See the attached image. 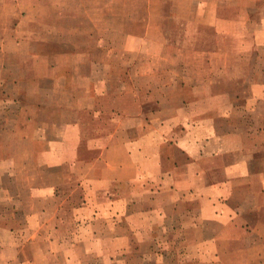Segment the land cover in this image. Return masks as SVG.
I'll return each instance as SVG.
<instances>
[{
    "label": "crops",
    "instance_id": "0c3cea01",
    "mask_svg": "<svg viewBox=\"0 0 264 264\" xmlns=\"http://www.w3.org/2000/svg\"><path fill=\"white\" fill-rule=\"evenodd\" d=\"M88 1L110 26L0 0V148L32 146L0 173L60 179L27 187L56 247L27 254L0 218V264H264V0Z\"/></svg>",
    "mask_w": 264,
    "mask_h": 264
},
{
    "label": "rangeland",
    "instance_id": "374dc122",
    "mask_svg": "<svg viewBox=\"0 0 264 264\" xmlns=\"http://www.w3.org/2000/svg\"><path fill=\"white\" fill-rule=\"evenodd\" d=\"M84 4L86 5L87 9L93 13L94 20H96L99 24L100 28L107 27V25L110 26V18H107L106 15L101 11L102 8H107L106 3L103 1L99 2H93L84 0ZM114 8H115V15L116 17L119 16L122 13V2L120 0L114 1ZM8 132L10 135L12 134L11 131H5ZM34 134V132H33ZM33 136V135H32ZM26 137V135H24ZM28 145H21L19 147L16 146L13 151H11V145L4 144V146H1L0 148V154L2 153V157L9 158L14 156L15 161H6L2 162L0 164V168L3 170L6 169H12L14 164H17L20 169H24L26 166V157L29 149L31 147H27ZM34 165L35 162L33 160H30V165ZM29 174V173H28ZM35 176L33 177V173L31 175L27 176V173H13V179L15 182V187H8L10 183L9 175L10 173H0V180L3 183L5 193L7 195L15 194V203L18 206V210L14 211V214L11 213L10 210H0V218L1 220L7 221L8 226H11L12 219L15 221V225L17 226V233L20 235V239L22 242L25 243L24 245V251L26 253H33L36 254L38 251L42 249H51L56 246L47 245L42 241V237L45 235L46 230H52V224L54 219H52L53 209L49 208L50 204H53L52 199H48L47 196H39L37 194L31 195L27 192L28 185H54L59 184L60 179L57 177V173H44L41 175V177H37L36 173H34ZM13 182V183H14ZM47 197V198H46ZM48 199V200H47ZM8 203L5 200H3V204ZM46 213H42V210H45ZM36 213V218L34 222H32L29 226L27 225V218L28 214L30 212ZM27 216V217H26ZM46 223L48 226H43V224ZM39 234V237H36L34 242H29L28 239L32 238L33 235ZM47 264H66L64 262V259L58 260L56 258L52 259H46L45 260ZM37 264L43 263V258L36 259Z\"/></svg>",
    "mask_w": 264,
    "mask_h": 264
}]
</instances>
